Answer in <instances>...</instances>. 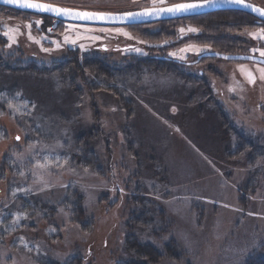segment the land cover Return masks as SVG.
<instances>
[{"label":"rangeland","instance_id":"1","mask_svg":"<svg viewBox=\"0 0 264 264\" xmlns=\"http://www.w3.org/2000/svg\"><path fill=\"white\" fill-rule=\"evenodd\" d=\"M37 1L105 13L153 7V0ZM190 1L202 0H166V5ZM245 1L264 8V0ZM200 15L206 16L118 26L73 24L78 26L70 33L73 38L99 39H79L71 45L63 43V36L72 23L0 6V203L13 202L23 185L21 191H31L41 207L49 203L56 211L44 213L45 219L26 220L25 227L4 238L0 264L63 262L72 256L81 257V264L127 260L122 243L137 194L163 215L168 235L160 237L161 243L172 238L176 245V257L161 258L158 264H246L250 257L264 256V81L257 71L264 66L208 57L194 65L151 58L180 60L178 56L185 55L180 61L190 62L215 50L259 56L251 49L264 41L251 33L264 25L253 16L245 21V16L227 12ZM9 36L16 41L10 47ZM52 40L62 47L56 49ZM188 45L203 51L179 52ZM136 48L141 52L133 51ZM83 57L104 60L122 75L132 68L124 87H116L119 93L94 86L85 70L74 77L73 63ZM138 60L152 62L138 66ZM63 61L70 67V81L62 84L55 69ZM241 68L252 72L254 84ZM120 93L131 102L130 115ZM219 108L258 158L251 156L250 148L231 156L237 134L221 139ZM79 137H85L83 144L93 152L88 162H77ZM30 142H37L32 151ZM34 154L35 159L48 155L49 167L35 168ZM12 180L21 183L17 191L9 187ZM73 191L83 197L82 216L93 221L89 230L75 222L70 206L60 205Z\"/></svg>","mask_w":264,"mask_h":264},{"label":"trees","instance_id":"2","mask_svg":"<svg viewBox=\"0 0 264 264\" xmlns=\"http://www.w3.org/2000/svg\"><path fill=\"white\" fill-rule=\"evenodd\" d=\"M227 12L231 14H237V16L242 15L245 16V21L248 19H251V15L243 13L241 11L237 10H227V11H216L214 13H222ZM245 15H243V14ZM208 15V14H207ZM206 15H198L191 17L193 18H202ZM241 19V17L239 16ZM253 18V17H252ZM238 23V22H237ZM264 25V22H263ZM220 53L225 54H231L222 52L220 50H215ZM101 58V57H100ZM152 61H139L138 63L140 66L141 63H151ZM67 61L59 62L58 66L55 70H58L57 78L60 83H64L65 80L70 81V78L68 76V72L70 67H67ZM74 71L75 76H80L83 71H87L89 76L93 79H91L92 84L94 86L98 85L100 88H103L104 90L113 91L116 93H119L117 91L118 85H124L126 82L127 73L132 70L129 69L128 72H126V75H122L119 73L112 72L109 68V66L104 60H98V59H87L86 57H83L81 61L79 62L78 59L74 61ZM68 68V69H67ZM65 71V72H62ZM74 74V73H73ZM72 80V79H71ZM87 83V82H86ZM90 84V83H88ZM124 87V86H123ZM116 88V89H115ZM93 89V88H92ZM125 89H121L123 91ZM125 92V91H123ZM129 99L126 100L124 96H121L120 93V102H122V106L126 110L127 114H131V102H127ZM121 104V103H120ZM218 117V133L221 136V139L226 140L227 134H231V132H235L236 136V147L235 150L232 152L231 156H238L242 155L245 150L248 148L252 149V144L250 141L245 137L244 135L238 134L236 131V128L230 123L228 117L221 113L220 108L217 112ZM240 119V117H239ZM85 137H79L77 142H80L81 144L77 143V162L81 160H85L88 162L91 160L90 156L93 154V152L85 145L83 144ZM253 158H258L255 152V148L251 151ZM79 154V155H78ZM249 165L251 166V162L249 161ZM2 169V170H1ZM4 167H0V172L2 173ZM4 174H0V179H3ZM18 181V180H16ZM16 181H11L9 183V187H13V190L17 191L18 186L21 184L20 182L17 184ZM20 192H16L14 196L13 202L9 203H0V244L6 238L7 236L18 232L21 230L22 227H25L26 220H32L33 218L37 220V218L40 217V219H45L44 213L53 214L55 213V207L51 206L49 203L45 204L44 207H41L42 204L38 199L32 195L31 191H21L23 185L19 186ZM65 194L64 199L62 200V203L60 205L62 206H70L72 208V211L75 216V222L85 231L89 230L90 227L93 226L92 220H86L82 216V203H83V197L78 195L76 191L70 192ZM146 199L141 197L139 194H137L135 197L131 200V209L129 216L127 218L126 228H128L129 233L125 236L124 241L122 243V252L126 255L127 260H119L115 264H158V262L161 260V258L164 257H170L175 258L174 255L176 251V245L172 238H169L166 242L161 243L162 235H168V226L164 224V219L162 218L161 212H155V210L150 206L145 205ZM43 205V204H42ZM21 206V207H20ZM27 213H23V212ZM40 211V213H39ZM23 214V215H22ZM24 217H22V216ZM20 217L19 220H17V217ZM158 224L159 229L158 231H155V225ZM143 239L144 241H142ZM146 239H152L156 241L158 244L153 245L149 241H145ZM15 244V243H13ZM15 245H13L14 247ZM162 250L164 252V255L160 253L159 251ZM62 261V260H61ZM58 260L49 259L45 262H40L39 264H81V257L79 256H72L68 259L63 260V262ZM246 264H264V256L261 254L256 255L254 257H250V260L247 261Z\"/></svg>","mask_w":264,"mask_h":264},{"label":"snow or ice","instance_id":"3","mask_svg":"<svg viewBox=\"0 0 264 264\" xmlns=\"http://www.w3.org/2000/svg\"><path fill=\"white\" fill-rule=\"evenodd\" d=\"M5 4H10L13 5L14 7H18L21 9H29L32 10L35 13H45L49 14L52 16H55L57 18H62V19H70L74 21H115V20H120V21H125V20H141L145 18H159L163 15H169V16H176L177 14L180 13H186L189 11H194L198 8L205 7L207 4L203 3H178V4H173L171 6L166 5V0H153V7L151 9H145L143 11L139 12H128L124 14H119V15H114L110 13H100V12H88V11H77L69 8H62L58 6H54L49 3H43V2H33V0H3ZM225 2L232 3L237 6H241L247 9H250L252 12L258 14L259 17L264 18V10L260 8L253 7V5L245 3V0H225ZM37 25V28H39V25L41 21H36L35 22ZM77 25L73 24H68L65 32L66 34L63 36V43L64 44H71L75 45L77 43V40L79 39H91V40H96L99 39V37L96 36H79L77 35L75 38L70 34L72 32H75L77 29ZM27 28L29 29V36L28 38L30 40L33 39L31 36V28L32 24L29 23L27 25ZM49 32H52L53 29L49 28ZM100 31H107L106 29H100ZM117 33L120 35H123L129 39H132L131 35L128 32L121 31L120 29H116ZM188 32H196L197 30L195 28H188ZM180 32L183 34L185 32L184 28L180 29ZM5 35L8 36L7 30H5ZM251 36L253 39L257 40L258 42L264 41V28H260L259 31L251 33ZM9 39V47L11 46L12 43H15V39L11 36L8 37ZM36 43H39V41H33ZM53 45H55L56 49H59L62 47V44L52 40L50 41ZM83 47V45H81ZM42 51L44 52H50L51 49L49 48H41ZM133 51L136 52H141L139 48L133 49ZM203 50L196 48L193 45H188L185 48H182L179 50L180 53H187V52H193L195 54H200ZM252 53H259V56L264 58V44H260L259 47H254L251 49ZM170 56H177V53H169ZM178 58L180 60H185V55H179ZM227 59V57H225ZM257 64L264 65V60H258L256 61ZM241 73L246 74V79L250 84H254L256 81V77L252 74L251 71H247L244 68L240 69ZM257 71L259 72V79L261 81H264V67H258ZM27 105H25L26 107ZM9 108L12 107L11 104L8 105ZM33 107H35L33 105ZM175 111V109H173ZM16 140L19 141L20 137L17 136ZM37 142H30L29 144V150L32 151L34 149V145ZM49 159L50 157L48 155H45L41 157L40 159H35V154L33 155V166L35 168H48L49 167ZM57 166H60L59 162V157L57 156L55 158ZM68 162V158H64V163ZM23 174V173H22ZM121 192H123V189H120ZM20 217H17V220H19Z\"/></svg>","mask_w":264,"mask_h":264},{"label":"water","instance_id":"4","mask_svg":"<svg viewBox=\"0 0 264 264\" xmlns=\"http://www.w3.org/2000/svg\"><path fill=\"white\" fill-rule=\"evenodd\" d=\"M33 2H42V1L33 0ZM43 3H46V2H43ZM181 3H203V4H207V6L198 8L194 11H189L186 13H180V14H177L176 16L163 15L159 18H145V19H141V20H125V21L115 20V21L105 22V21H74V20H70V19L57 18V17L49 15V14L35 13L29 9H21L18 7H14L13 5L5 4L3 2V0H0V6H3V7H7V8L18 10V11L34 13L37 15L47 16V17H50V18H53V19H56V20H59L62 22L79 24V25H89V26H118V25L152 23V22H158V21H163V20L175 19V18H179V17H181V18L191 17V16L200 15V14L211 13V12H216V11H225V10L242 11V12H245V13L253 16L254 18H256L258 20V22H264V18L259 17L258 14L252 12L250 9H247V8H244L241 6H237V5H234V4L229 3V2H225V0H202V1H190V2H181ZM245 3L251 4V5H253V7L260 8V9L264 10L263 7L256 5V4H253L251 2L245 1ZM49 4H52V3H49ZM176 4H178V3H176ZM52 5L62 7V6H59L56 4H52ZM167 6H171V5H167ZM62 8H67V7H62ZM69 9H73V10H77V11H86V10H79V9H74V8H69ZM146 9H151V8H146ZM143 10H145V9H140V10H136V11H128V12H139V11H143ZM88 12H95V11H88ZM128 12L110 13V14L119 15V14H124V13H128ZM100 13H105V12H100ZM207 57L208 58H217V59H222V60H227V61H246V62H252L255 64H257L256 61H258V60H264V58L259 57L257 55H252V54H225V53H220L217 51H210V52H205V53L198 55V57L195 60H193L191 62H187L186 64L194 65V64L198 63L201 58H207ZM225 57H227V59H225ZM258 65H260V64H258ZM261 66H264V65H261Z\"/></svg>","mask_w":264,"mask_h":264},{"label":"flooded vegetation","instance_id":"5","mask_svg":"<svg viewBox=\"0 0 264 264\" xmlns=\"http://www.w3.org/2000/svg\"><path fill=\"white\" fill-rule=\"evenodd\" d=\"M102 49L103 50H107V48L104 46V47H102ZM127 49V47H122L121 48V50H126ZM210 52V51H209ZM202 54V53H201ZM198 57V56H197ZM196 57V58H197ZM151 58L152 59H155V60H157V61H165V62H173V63H179V64H184V65H188V64H186L187 62H182V61H180V60H178V59H174V58H171V57H168V56H166V55H153V56H151ZM195 58V59H196ZM202 59V58H201ZM200 59V60H201ZM199 60V61H200ZM191 62V61H190Z\"/></svg>","mask_w":264,"mask_h":264},{"label":"bare ground","instance_id":"6","mask_svg":"<svg viewBox=\"0 0 264 264\" xmlns=\"http://www.w3.org/2000/svg\"><path fill=\"white\" fill-rule=\"evenodd\" d=\"M84 26V25H83Z\"/></svg>","mask_w":264,"mask_h":264}]
</instances>
